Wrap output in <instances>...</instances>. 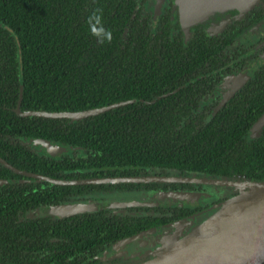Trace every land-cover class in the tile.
Here are the masks:
<instances>
[{"label": "trees", "instance_id": "trees-1", "mask_svg": "<svg viewBox=\"0 0 264 264\" xmlns=\"http://www.w3.org/2000/svg\"><path fill=\"white\" fill-rule=\"evenodd\" d=\"M137 4L0 0V157L19 169L67 180L159 172L263 180L264 125L256 136L251 127L264 112V66L218 108L209 107L212 86L244 61H230L235 50L213 37L198 33L182 44L163 26L151 32ZM97 7L112 32L110 43H97L89 32L87 17ZM19 99L21 112L124 103L72 120L23 116L16 111ZM41 138L75 149L50 155L42 145L28 143ZM0 174L18 177L1 164ZM158 184L0 186V262L87 264L111 243L172 220L159 216L157 208L119 218L104 211L18 220V208L27 213L56 205L79 190ZM182 208L173 217L189 212Z\"/></svg>", "mask_w": 264, "mask_h": 264}, {"label": "water", "instance_id": "water-1", "mask_svg": "<svg viewBox=\"0 0 264 264\" xmlns=\"http://www.w3.org/2000/svg\"><path fill=\"white\" fill-rule=\"evenodd\" d=\"M231 3L237 6V3ZM257 0H241L243 8H249ZM230 0L218 2L214 8L220 9ZM224 7V8H225ZM241 9V7H239ZM214 10V9H213ZM206 13V12H205ZM208 15V14H207ZM202 14L201 16H207ZM201 18L193 19L196 22ZM185 27H187L185 25ZM185 31L186 28L184 29ZM258 64L254 63L239 72L234 77L232 92L241 86L247 78L257 69ZM230 91V93H232ZM227 97V95H224ZM21 98V96H20ZM130 99L127 102H134ZM224 101V99H223ZM221 101V103L223 102ZM20 99L16 111L21 115H36L45 118H67L82 119L124 103H112L99 108H92L79 111H27L19 109ZM220 103V105H221ZM218 108V107H217ZM264 125V112L258 117L251 127L252 135H258ZM28 143L42 145L50 155L71 152L73 146H66L62 143L49 139H33ZM0 164L14 171L25 175L30 181H45L56 185H88L106 183H195L210 184L222 189L230 190L228 197L211 204L201 212H195L184 218L172 221L166 225L150 227L142 230L119 242L129 243L134 240L150 238L157 240L161 247L151 252V257L136 264H263L264 263V179L247 180L241 178H212V177H188L171 176L160 174L130 175V176H105L91 177L84 179H60L40 173L19 170L0 157ZM12 180H0V184L9 183ZM154 202L146 203L149 206H187L193 207L209 200L208 193H184V192H157L153 193ZM210 197V198H209ZM135 205V203H89V204H64L49 205L39 209L38 212L61 217L75 212L86 210L107 209L124 205ZM0 264H4L1 263Z\"/></svg>", "mask_w": 264, "mask_h": 264}, {"label": "flooded vegetation", "instance_id": "flooded-vegetation-1", "mask_svg": "<svg viewBox=\"0 0 264 264\" xmlns=\"http://www.w3.org/2000/svg\"><path fill=\"white\" fill-rule=\"evenodd\" d=\"M222 1L223 0H137V6L141 9L139 18L142 19L145 24H147L148 30L151 32L156 31L157 27L163 26V28L169 30L172 35H179L177 36L178 42H181L182 44L191 40L192 37L198 33L207 37H213L220 45L225 43L231 48V50H235V54H229L228 56L230 61L232 58L234 60L242 59V61H244L243 66H241L238 70L235 69L232 70V72H226V74H224L219 80V83L215 88L214 86L216 83L212 86L211 91L215 90L214 95L212 94L213 92H209L210 94L207 98L209 102L206 104H208L209 107H213L214 109L219 107L221 101H223L225 98L224 95L231 96V94L236 92L247 81L246 80L243 84H241V86H238V88L232 92L234 77L237 76L240 71L250 67L254 63L258 64V67L255 71L264 66V0H257L252 6L246 9H244V6L240 4L241 0L234 1L239 7H241V9L237 6H232L231 3L233 0H230V4L226 3V7L223 6L220 9H215L214 6L218 2L220 3ZM202 14L208 15L201 16ZM196 18H201V20L191 22ZM185 25L187 27H185ZM185 28L187 31L184 30ZM231 36L232 39L230 38ZM203 78L205 77L199 76L196 79L200 80ZM191 81L194 82L195 80ZM230 91L232 93H230ZM10 171L18 177H13V175L4 177V174H0V180H12L9 183L0 184V186L16 183H26L30 185L32 183L37 184V182L30 181V178L25 175L15 173L12 170ZM155 174L180 176L175 172H170L169 174L159 172ZM190 177L206 176L190 175ZM154 187L155 189H147L145 186H142L135 190H121L110 187L92 188V191L86 189V192L79 190L82 192L73 193L68 198V201L58 204L64 205L116 202H138V204L109 207L107 209L80 211L61 217L81 216L92 213L104 214V211H106L105 214L107 216L116 214L119 218V215L126 212H131V215H139L140 213L148 211L152 213L154 212L155 208H157L159 216L171 217L172 219L167 223L157 225L160 226L166 225L180 218H184L185 216L187 217L195 212H201L211 204L228 197L230 193V190L228 189H222L218 186H213L210 184L171 182L159 183L158 186ZM5 190L7 191V194L8 192L12 193L11 190H8V188ZM157 192L208 193L210 194L211 198L209 197L210 199L203 202L202 204L187 208L189 212L186 215L182 217H173L177 215V212H184L185 209L182 208L183 206H149V204H146L156 201L152 197V194ZM128 193L135 194L131 195V197H128V195L125 196ZM49 205L52 204L39 205L34 209H30L27 213H23L22 210L18 208L16 213L17 218L18 220L38 219L40 217L46 216H49L51 219L61 218L38 212L40 208ZM114 220L119 222L117 218H114ZM132 235L124 237L123 239ZM119 241L120 240L111 243L109 246L99 252L97 257L95 256L91 259H88L87 264H136L140 261L149 259L151 257V252L159 246V242L157 240L150 238H143L122 244Z\"/></svg>", "mask_w": 264, "mask_h": 264}, {"label": "clouds", "instance_id": "clouds-1", "mask_svg": "<svg viewBox=\"0 0 264 264\" xmlns=\"http://www.w3.org/2000/svg\"><path fill=\"white\" fill-rule=\"evenodd\" d=\"M103 10L102 8H94L87 17L86 23L88 24L89 32L92 36L96 37L97 43L103 44L105 41H112V32L106 29L103 25Z\"/></svg>", "mask_w": 264, "mask_h": 264}, {"label": "rangeland", "instance_id": "rangeland-1", "mask_svg": "<svg viewBox=\"0 0 264 264\" xmlns=\"http://www.w3.org/2000/svg\"><path fill=\"white\" fill-rule=\"evenodd\" d=\"M42 147V146H41ZM42 148H44V147H42ZM45 150V149H44ZM133 194H135V193H128V194H122V195H125V196H127L128 195V197H131V195H133ZM121 196V195H120ZM127 197V198H128ZM159 247H161V244L159 243V246L156 248V249H158ZM156 249H154V250H156Z\"/></svg>", "mask_w": 264, "mask_h": 264}]
</instances>
